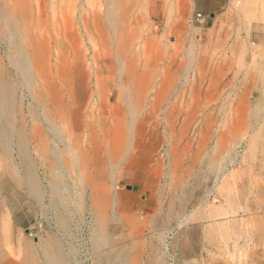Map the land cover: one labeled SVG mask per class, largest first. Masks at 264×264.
I'll list each match as a JSON object with an SVG mask.
<instances>
[{
    "label": "rangeland",
    "instance_id": "374dc122",
    "mask_svg": "<svg viewBox=\"0 0 264 264\" xmlns=\"http://www.w3.org/2000/svg\"><path fill=\"white\" fill-rule=\"evenodd\" d=\"M0 264H264V0H0Z\"/></svg>",
    "mask_w": 264,
    "mask_h": 264
},
{
    "label": "built area",
    "instance_id": "2783aa9c",
    "mask_svg": "<svg viewBox=\"0 0 264 264\" xmlns=\"http://www.w3.org/2000/svg\"><path fill=\"white\" fill-rule=\"evenodd\" d=\"M196 20H197V21H202L203 18L201 17V15L198 14V15H196Z\"/></svg>",
    "mask_w": 264,
    "mask_h": 264
},
{
    "label": "crops",
    "instance_id": "0c3cea01",
    "mask_svg": "<svg viewBox=\"0 0 264 264\" xmlns=\"http://www.w3.org/2000/svg\"><path fill=\"white\" fill-rule=\"evenodd\" d=\"M129 199H130V196H129ZM118 229H121V228H119V227H117ZM122 234H124V233H122Z\"/></svg>",
    "mask_w": 264,
    "mask_h": 264
},
{
    "label": "bare ground",
    "instance_id": "6f19581e",
    "mask_svg": "<svg viewBox=\"0 0 264 264\" xmlns=\"http://www.w3.org/2000/svg\"><path fill=\"white\" fill-rule=\"evenodd\" d=\"M2 130H3V127H2ZM4 132V131H3Z\"/></svg>",
    "mask_w": 264,
    "mask_h": 264
}]
</instances>
